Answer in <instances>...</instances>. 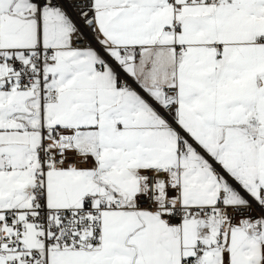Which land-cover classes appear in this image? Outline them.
<instances>
[{
	"label": "snow or ice",
	"instance_id": "snow-or-ice-1",
	"mask_svg": "<svg viewBox=\"0 0 264 264\" xmlns=\"http://www.w3.org/2000/svg\"><path fill=\"white\" fill-rule=\"evenodd\" d=\"M0 264H264V0H0Z\"/></svg>",
	"mask_w": 264,
	"mask_h": 264
}]
</instances>
